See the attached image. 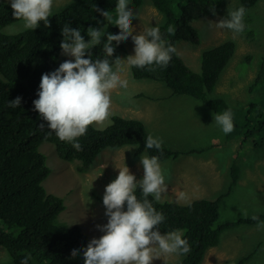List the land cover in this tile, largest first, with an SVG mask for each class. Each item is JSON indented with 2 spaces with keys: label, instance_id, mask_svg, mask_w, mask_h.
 <instances>
[{
  "label": "trees",
  "instance_id": "1",
  "mask_svg": "<svg viewBox=\"0 0 264 264\" xmlns=\"http://www.w3.org/2000/svg\"><path fill=\"white\" fill-rule=\"evenodd\" d=\"M149 1L162 15V21L152 27L159 26L162 38L175 49L181 41L197 45L198 35L191 22L214 16L222 4V0ZM142 2L129 0L135 19ZM257 2L239 0L232 10L243 6L247 13ZM116 3L117 0H72L52 13L48 18L49 27L41 22L35 30L23 29L9 34L5 31L6 27L20 20L13 18L10 4L0 2V248L6 251L12 264H20L28 254L32 257L28 264H83L82 253L72 257L71 252L73 249L85 248L89 242L80 226L68 228L58 223L57 217L65 210V206L60 197L48 194L42 185L50 174L46 157L39 151L43 142L54 146L59 160L69 164L78 162L79 172L87 170L105 149L134 146L135 156L145 152L148 156H158L159 162L176 159L183 153L164 147L159 151L146 149L144 145L148 133L144 124L136 119L119 116H113L111 123L104 129L90 126L87 133L78 138L82 150L77 151L70 143L60 141L54 133L49 134L47 123L33 109V101L38 99L36 93L42 74L52 72L62 53L60 43L64 25L79 28L85 42L89 40V28L106 25L108 33L118 34L114 11ZM95 9L109 11L111 20L102 17ZM244 23L246 27L241 35L253 40L254 33L248 26L247 15ZM103 42H106V36ZM103 42L90 50L93 59L105 58ZM113 46L115 51L110 60L125 51L124 41L119 45L113 42ZM235 50V42L227 40L203 51L198 73L191 71L176 51L167 67H130V72L134 80L163 84L175 95L203 102L213 114L231 109L234 124L232 132L242 134L243 142L247 143L255 135H264V105L258 106L251 102L244 108L235 109L221 98L210 97ZM250 60V57L246 59ZM251 89L264 96V58L260 61ZM16 97H21L20 106L10 108L8 102ZM40 124L45 125L43 130L38 127ZM135 194L138 199L142 198L139 188ZM148 199L165 217L159 226L161 233L181 229L190 245V252L179 256L181 259L178 262L161 264H200L205 252L219 244L225 230L241 224L257 225V221L251 218L220 222L219 207L223 197L214 201L195 200L187 205L160 203L151 195ZM97 200L102 204L101 198ZM258 217L264 221V214ZM254 254L255 251L233 264H245Z\"/></svg>",
  "mask_w": 264,
  "mask_h": 264
},
{
  "label": "rangeland",
  "instance_id": "2",
  "mask_svg": "<svg viewBox=\"0 0 264 264\" xmlns=\"http://www.w3.org/2000/svg\"><path fill=\"white\" fill-rule=\"evenodd\" d=\"M71 1L54 0L52 13ZM142 1L132 25L134 34L162 21V15L150 1ZM0 2L10 4L7 0ZM238 3L239 0H222L214 16L191 22L198 35L197 45L183 41L176 44L177 55L191 71L198 73L203 51L227 40L235 42V53L210 93V97L221 98L235 109L244 108L251 102L258 106L264 105L262 93L251 89L260 61L264 58V0H258L246 13L248 26L254 33L253 40H247L241 34L234 38L231 31L219 29L214 24L226 18L227 11H231ZM23 29V21L20 20L6 27L5 31L15 34ZM133 49L134 44L129 37L124 41L125 51L119 57L124 59L134 55ZM249 57L251 60L246 61ZM67 59L70 57L61 53L52 72ZM121 77L127 80V87L111 92L109 120L103 125L92 126L104 129L111 123L113 116L136 119L144 124L148 135L163 140L162 147L183 152L176 159L159 162L165 176L166 191L159 200L152 196L155 201L187 205L195 200L214 197L219 193L218 188L210 184L206 193L204 186L209 184L207 172L212 167L220 173L216 166V153L220 168L226 170L230 166L232 174L240 177V184L220 204V222H235L240 218L264 214V180L251 178L253 175H264V171L253 169V165L259 166L257 162H264V135H255L249 142H243L242 134H224L213 119L215 114L203 102L175 95L163 84L134 80L127 65L122 66ZM39 151L46 157L50 169L42 185L48 194L60 197L65 206V210L57 217L58 223L68 228L80 226L89 241L103 234L96 226L106 224L107 217L104 215V206L97 198L102 199L106 185L118 176V169L126 166L137 181L143 178L140 157L146 153L135 156L134 146L105 149L84 172L78 171V162L69 164L59 160L54 146L49 142L40 144ZM186 152L192 154L185 155ZM205 155H210V160H203ZM245 164L250 170L243 168ZM222 183L225 184L224 181ZM215 186L219 187V183ZM253 251L255 254L245 264H264V229H258L257 225L241 224L225 230L219 244L205 252L200 264H233ZM180 259L177 255H161L152 264L176 263ZM0 264H12L3 248H0Z\"/></svg>",
  "mask_w": 264,
  "mask_h": 264
},
{
  "label": "clouds",
  "instance_id": "3",
  "mask_svg": "<svg viewBox=\"0 0 264 264\" xmlns=\"http://www.w3.org/2000/svg\"><path fill=\"white\" fill-rule=\"evenodd\" d=\"M7 2L10 3L13 18L23 21L25 29L35 30L41 22L46 27L50 26L48 18L52 16L54 0ZM95 11L111 20L109 11ZM114 11L118 34L108 33L106 25L89 28V40L85 42L79 28L64 25L61 29L63 40L60 49L70 59L60 63L55 71L42 74L36 93L38 99L33 101V109L47 123L49 134L54 133L60 141L70 143L77 151L82 150L78 138L84 136L90 126L103 125L109 120L111 92L127 87V80L121 77L122 66L141 69L151 65L167 67L176 51L173 45L162 38L159 26H148L134 34L132 21L135 13L129 6V0H117ZM246 11L243 6L227 11V17L214 24L219 29L231 31L235 38L245 30ZM105 36L106 42H103ZM129 37L134 44V55L110 60L115 51L113 42L119 45ZM102 42L105 58L93 59L90 50ZM20 104L21 97L8 102L10 108H18ZM213 119L224 134L233 131L231 109L213 115ZM38 127L43 130L45 125L40 124ZM162 144L161 138L149 134L144 146L159 151ZM140 164L143 169L141 180L137 181L124 166L118 169L115 180L106 185L102 204L107 223L96 226L103 234L91 239L85 248L73 249L72 257L82 253L83 264H152L161 255L181 256L190 252L183 230L161 233L159 226L165 217L148 199L151 195L159 200L166 191L159 157L145 154L140 157ZM137 188L142 193L141 199L135 194ZM251 219L257 221L258 229H264V221H260L258 216L253 215ZM31 258V254L26 255L20 264H28Z\"/></svg>",
  "mask_w": 264,
  "mask_h": 264
},
{
  "label": "crops",
  "instance_id": "4",
  "mask_svg": "<svg viewBox=\"0 0 264 264\" xmlns=\"http://www.w3.org/2000/svg\"><path fill=\"white\" fill-rule=\"evenodd\" d=\"M224 149V148H223ZM222 149V150H223ZM210 156V155H209ZM209 156H204L202 159L203 160H210ZM215 159L217 162H219L217 159V155L215 153ZM216 162V166L218 168V170L220 171V173H217L214 168L212 167L210 171L207 172V176L209 178V184L207 186H204L205 188V192L207 193L209 191V185L213 184L214 188H218L219 193H217L216 195H214V197H212L211 199H206L203 198L204 200H210V201H214L217 200L218 197H223V200L228 199L230 197V195L233 193L234 188H236L237 185L240 184V177L236 176L235 174H232V169L227 168L226 170H222L220 168V165ZM259 164V166L253 165V169H259L261 171H264V162H257ZM243 168L245 170H250L249 168H247L246 164L243 165ZM228 172L230 173V175H228ZM234 176H236V180L234 181ZM251 178L253 179H257V180H264V175L260 176V177H256L255 175L251 176ZM225 182V184H223L222 182ZM219 183V187H216L215 184ZM221 185L223 188H221ZM203 186V185H201ZM222 189V190H221ZM221 190V191H220ZM220 193H225L223 195H219Z\"/></svg>",
  "mask_w": 264,
  "mask_h": 264
}]
</instances>
